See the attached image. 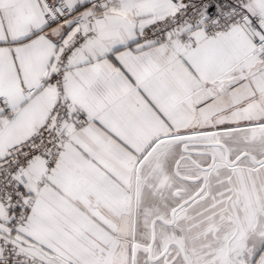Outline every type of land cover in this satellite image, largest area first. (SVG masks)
<instances>
[{
	"label": "snow or ice",
	"instance_id": "6c2138e0",
	"mask_svg": "<svg viewBox=\"0 0 264 264\" xmlns=\"http://www.w3.org/2000/svg\"><path fill=\"white\" fill-rule=\"evenodd\" d=\"M0 264H264V0H0Z\"/></svg>",
	"mask_w": 264,
	"mask_h": 264
}]
</instances>
